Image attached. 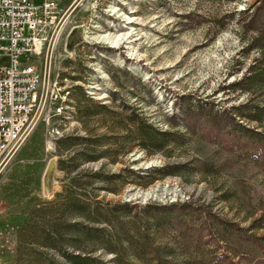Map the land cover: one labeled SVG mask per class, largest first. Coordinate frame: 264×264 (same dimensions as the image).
Here are the masks:
<instances>
[{"label":"rangeland","instance_id":"obj_1","mask_svg":"<svg viewBox=\"0 0 264 264\" xmlns=\"http://www.w3.org/2000/svg\"><path fill=\"white\" fill-rule=\"evenodd\" d=\"M258 9L60 0L27 62L46 103L0 171V264H264V15L242 28Z\"/></svg>","mask_w":264,"mask_h":264},{"label":"built area","instance_id":"obj_2","mask_svg":"<svg viewBox=\"0 0 264 264\" xmlns=\"http://www.w3.org/2000/svg\"><path fill=\"white\" fill-rule=\"evenodd\" d=\"M59 1L0 0V59H7L6 65L0 66V171L30 130L36 104L46 103L47 95L39 91L37 72L27 62L36 54V40L41 45L38 53L42 50L45 40L40 34L55 23ZM66 95L50 89L54 115L65 114Z\"/></svg>","mask_w":264,"mask_h":264},{"label":"trees","instance_id":"obj_3","mask_svg":"<svg viewBox=\"0 0 264 264\" xmlns=\"http://www.w3.org/2000/svg\"><path fill=\"white\" fill-rule=\"evenodd\" d=\"M249 11L247 9L242 10L241 14L245 15L246 13H248ZM261 15V16H260ZM264 15V10L261 12L259 11V9L255 12L252 13L250 16H248L247 20H242V28L244 31H251L254 28H256L257 23L259 21V19L261 17H263ZM248 46L254 45L251 43L247 44ZM87 103L89 104V101H87ZM104 108V107H99ZM132 116V120L131 122L135 125H137V130H136V139L138 141V146H140L141 148L144 149V151L147 154H150L152 152H156V151H160L163 143L162 142H158L156 143V139L154 138V131L152 130L151 126L149 124H147V122L142 121V119L139 118V116L134 112L131 114ZM188 120H192V118L188 117ZM161 134V133H160ZM163 134V133H162ZM164 136V135H161ZM156 141V142H155ZM87 159L92 160L94 158H90L88 156H86Z\"/></svg>","mask_w":264,"mask_h":264},{"label":"bare ground","instance_id":"obj_4","mask_svg":"<svg viewBox=\"0 0 264 264\" xmlns=\"http://www.w3.org/2000/svg\"><path fill=\"white\" fill-rule=\"evenodd\" d=\"M73 6V4L71 5ZM128 34H111V33H102L97 35V38L102 41L103 43L107 44L111 48H116L120 44L125 43L127 41ZM39 43V41L36 40L35 42V51H36V46ZM41 93V92H40ZM43 98V95H42ZM42 107V101L36 104V110H34L32 117L37 113H35L37 110H39ZM35 122V119L30 121V124Z\"/></svg>","mask_w":264,"mask_h":264},{"label":"water","instance_id":"obj_5","mask_svg":"<svg viewBox=\"0 0 264 264\" xmlns=\"http://www.w3.org/2000/svg\"><path fill=\"white\" fill-rule=\"evenodd\" d=\"M35 97H36V93H34V94L32 95V102H34Z\"/></svg>","mask_w":264,"mask_h":264}]
</instances>
